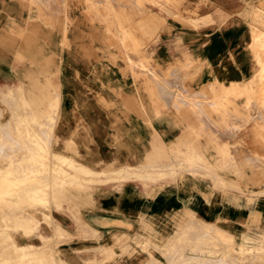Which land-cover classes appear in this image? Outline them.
I'll return each instance as SVG.
<instances>
[{
	"label": "crops",
	"instance_id": "obj_1",
	"mask_svg": "<svg viewBox=\"0 0 264 264\" xmlns=\"http://www.w3.org/2000/svg\"><path fill=\"white\" fill-rule=\"evenodd\" d=\"M113 1L0 0V161H34L15 131L44 128L36 115L53 111L50 153L75 161L65 178L76 182L62 175L59 208L38 231L35 207L4 211L0 241L15 248L4 257L44 239L51 264H264V181L245 172L243 151L225 154L228 116L243 113L259 67L264 0Z\"/></svg>",
	"mask_w": 264,
	"mask_h": 264
},
{
	"label": "rangeland",
	"instance_id": "obj_2",
	"mask_svg": "<svg viewBox=\"0 0 264 264\" xmlns=\"http://www.w3.org/2000/svg\"><path fill=\"white\" fill-rule=\"evenodd\" d=\"M57 8H58V5H57ZM51 22H52L51 24L52 30H54L56 28V25L58 26L59 18H54V19L52 18ZM257 34H260L259 36H261L264 33L256 32L254 36H256ZM261 40H263V43H264V37L263 39L261 38ZM260 47H262V44L260 45ZM149 72H151L152 74L151 69H149ZM263 76H260V78L259 76L258 77L256 76L257 79H255L256 77L254 78L251 77L244 84L243 86L244 89L242 88V93L240 92V96L242 95L241 96L242 102L238 101L239 105L242 104L243 113L238 115L234 111L233 114H229L228 116V119H227V122H229L228 132L230 133L229 135H231V138H233L232 140L233 142L231 145H229L228 150L227 152H225V154H226L227 160H230L232 159L233 155L237 153H241V151H243L244 153L243 165H244L245 172H248L250 176L258 177L260 180L264 181V81H263L264 77ZM251 80L252 81L254 80V82L252 83L254 84L256 82L257 83L255 85L251 84L250 82ZM257 84H259L260 86L257 87ZM255 88H257L258 90H255ZM225 93H226L225 100L227 102V105H230L231 104V97H230L231 92L229 90ZM212 99L213 98H211V100ZM188 100L189 102L192 101L189 104L194 105L195 100L193 99L192 100L188 99ZM236 100L237 99H235L233 102L235 107L237 105ZM24 105H26V103ZM55 115L56 114L53 111L49 113L46 117L42 114L36 115V117L40 118L38 120L40 122L38 123H41V126H44V122H45L46 126L44 128L36 129V130H29L28 128H26L20 131H17V130L15 131L17 133L16 136L19 137L20 140L22 138L25 139L27 144L29 142L30 136L33 135V133H36L37 131H39L42 134L39 137L45 140V144H48V150H47L46 157H48L50 162H54L53 161L54 158L52 156V153H50L48 142H50V140L55 137L54 135L55 131L52 128L55 123ZM25 118H26V121L28 120L33 121L35 117H32L29 119V116L26 115ZM9 133H10L9 137H12L13 132L9 131ZM3 147L7 148V145L4 144ZM29 153H30V150H28V152L26 151V155H29ZM9 156L5 157L7 158V161H4V160H2V162L0 161V179H1L0 185H3V188H0V191L3 192L4 194L3 196L0 195V218H5L3 217V214H4L3 208L4 210L12 208L11 212L15 213L14 219H16L15 217H17V215L22 216L21 211L23 208L35 207L36 216L34 218L33 217L30 218V221H32L33 223L35 222L34 224L35 229L38 231L43 228L41 225H39L40 223L41 224L42 223L51 224V221L54 218L52 209L59 208L61 181H59V183L54 188L45 187L44 192L40 193L41 199L37 201L36 199L28 196V193H27L29 185L31 184V181L28 180V182L25 183L28 170L29 168H31V166H34L35 161L26 159L25 161H21L19 164L18 163L15 164L14 162H12V159L9 158ZM26 158H28V156ZM9 166L11 168H9ZM66 167L68 169H73L74 168L73 162L71 161L68 162ZM6 169L9 171V173L4 172ZM3 174L5 176H3ZM21 177L23 178V180L19 181V178ZM45 178L49 179L48 176L44 177L43 179ZM7 179H10V180L7 181ZM63 180H64V185L66 184L70 185V184L76 183L74 180L70 178L67 181V179L64 177ZM32 182L33 184H35L34 179ZM9 185H10V189H9ZM12 188L16 189L15 192H6L8 189L11 190ZM23 191H25V195H23L24 193ZM18 210H20L19 213H17ZM27 218L28 216L26 215V219ZM8 221H10V219H8ZM9 228L13 229L12 226L11 227L9 226ZM2 232L3 231L0 228V238L2 237ZM26 233H28V231H26ZM44 241L45 240L43 239L40 243V246H37L34 249L19 248L20 256L16 260H14V262L11 263V262H8V260H6L7 258L4 256H7L6 253H10L13 249H15L13 248L14 245H12L13 243L11 244V242L9 241L1 240L0 241V253H1L0 254V264H51L52 262H54V257H50L52 254L51 251L53 249L49 241H45V242ZM56 244L58 245V243H55L54 247L57 246ZM45 252H47V255ZM1 257H4V258H1ZM3 259L5 261L4 263H2ZM185 261L188 262L190 260L185 259Z\"/></svg>",
	"mask_w": 264,
	"mask_h": 264
},
{
	"label": "bare ground",
	"instance_id": "obj_3",
	"mask_svg": "<svg viewBox=\"0 0 264 264\" xmlns=\"http://www.w3.org/2000/svg\"><path fill=\"white\" fill-rule=\"evenodd\" d=\"M36 1V0H35ZM93 1V0H92ZM113 1V0H112ZM119 1V0H118ZM250 1V0H249ZM19 2V1H18ZM85 2V1H84ZM91 2V1H90ZM114 2V1H113ZM112 2V3H113ZM116 2H117V0H116ZM20 3H21V0H20ZM19 3V4H20ZM88 3V2H87ZM115 3V2H114ZM118 3V2H117ZM124 2H122L121 4H123ZM247 3H248V1H247ZM22 4V3H21ZM29 4V3H28ZM120 4V5H121ZM95 5V4H94ZM118 5V4H117ZM127 5H128V3H127ZM21 6V5H20ZM114 6V5H113ZM248 5L246 4V7H247ZM40 7H42V6H40ZM46 7V6H45ZM98 7V6H97ZM25 8V7H24ZM48 7H46V8H44V9H42V10H44V12L45 11H47V10H50L51 11V9H50V7H49V9H47ZM115 8H116V6H115ZM120 9H121V7H119ZM84 9H86V8H84ZM242 9V8H241ZM62 10V9H61ZM83 10V9H82ZM103 10V9H102ZM116 10H118V9H116ZM55 11V10H54ZM59 12L60 11H58V14H59ZM100 12H101V10H100ZM26 13V12H25ZM45 13H50V12H45ZM53 13V12H52ZM81 13V12H80ZM20 14H21V12H20ZM37 14V13H36ZM55 14V13H54ZM53 14V15H54ZM57 14V13H56ZM62 14V13H61ZM97 14H98V12H97ZM156 14V13H155ZM46 15V14H45ZM50 15V14H49ZM94 15L96 16V14L94 13ZM117 15V14H116ZM237 15V14H236ZM239 15V14H238ZM25 16V15H24ZM47 16V15H46ZM55 16V15H54ZM53 16V17H54ZM60 16V15H59ZM58 16V17H59ZM98 16V15H97ZM118 16V15H117ZM10 17V16H9ZM21 17V16H20ZM27 17H28V15H27ZM45 17V16H44ZM49 17H51V16H49ZM101 17V16H100ZM55 18V17H54ZM53 18V19H54ZM57 18V17H56ZM98 18V17H97ZM102 18V17H101ZM22 19H23V17H22ZM74 19V18H73ZM85 19V18H84ZM94 19V18H93ZM96 19V18H95ZM110 19V18H109ZM140 19V18H139ZM38 20V19H37ZM59 20H61L62 21V18L61 19H59ZM66 20V19H65ZM97 20H99V19H97ZM42 21V20H41ZM45 21V20H44ZM54 21V20H53ZM96 21V20H95ZM116 21V20H115ZM114 21V22H115ZM55 22H56V20H55ZM109 22V21H108ZM59 23H60V21H59ZM85 23V22H84ZM89 23V22H88ZM97 23H98V21H97ZM133 22H131V24H132ZM26 24H27V22H26ZM31 24V23H30ZM34 24H37V23H34ZM41 24V23H40ZM39 24V25H40ZM107 24H109V23H107ZM106 24V25H107ZM85 25V24H84ZM98 25V24H97ZM24 26V25H23ZM43 26V25H42ZM89 26V25H88ZM92 26V25H91ZM91 26H89V28L91 27ZM133 26H135V25H133ZM30 27V26H29ZM52 27V26H51ZM57 27V26H56ZM61 27V26H60ZM68 27V26H67ZM111 27V26H110ZM128 27V26H127ZM41 28V27H40ZM44 28H48V27H44ZM39 29V28H38ZM93 29V28H92ZM116 29V28H115ZM132 29V28H131ZM130 29V30H131ZM23 30V29H22ZM257 30H258V28H257ZM256 30V31H257ZM42 31V30H41ZM50 31V30H49ZM67 31V30H66ZM66 31H65V33H66ZM127 31H128V29H127ZM255 31V30H254ZM44 32V31H43ZM47 32V31H46ZM59 32V31H58ZM115 32V31H114ZM8 33V32H7ZM107 33V32H106ZM10 34V33H9ZM37 34V33H36ZM109 34H110V31H109ZM129 34V33H128ZM260 34H257L255 37H254V39H253V47L256 49V51H255V61L259 64V67H257V71L254 73V75L252 76L253 78L254 77H258L259 76V78H260V76H263L264 75V43H263V40H261V38L263 39V37H264V34L263 35H261V36H259ZM23 36V35H22ZM62 36V35H61ZM138 36V35H137ZM253 36V35H252ZM7 37V36H6ZM5 37V38H6ZM89 37V36H88ZM108 37V36H107ZM124 37V36H123ZM22 39L24 38V37H21ZM137 38V37H136ZM6 39H8V37L6 38ZM11 39V38H10ZM47 39V38H46ZM126 38H124V40H125ZM21 40V39H20ZM90 40V39H89ZM110 40H111V37H110ZM23 41V40H22ZM59 41V40H58ZM123 41V40H122ZM121 41V42H122ZM179 41V40H178ZM11 42V41H10ZM9 42V43H10ZM27 42V41H26ZM38 42V41H37ZM36 42V43H37ZM40 42V41H39ZM64 42V41H63ZM104 42V41H103ZM113 42H115L114 41V39H113ZM126 42V41H125ZM262 42V43H261ZM47 43H48V40H47ZM46 43V44H47ZM68 43V42H67ZM135 43V42H134ZM162 43V42H161ZM6 44V43H5ZM115 44V43H114ZM124 44V43H123ZM126 44V43H125ZM262 44V47H260V45ZM127 45V44H126ZM168 45V44H167ZM13 46V45H12ZM47 46V45H46ZM61 46V45H60ZM114 46V45H113ZM112 46V47H113ZM24 47V46H23ZM43 47H44V45H43ZM59 47V46H58ZM105 47V46H104ZM27 48V47H26ZM25 48V49H26ZM48 48V47H47ZM124 48H126V47H124ZM19 49V48H18ZM31 49V48H30ZM107 49V48H106ZM14 50V49H13ZM16 50H17V48H16ZM22 49H20V51H21ZM43 50V49H42ZM48 50V49H47ZM60 50V49H59ZM37 51V50H36ZM49 51V50H48ZM52 51V50H51ZM118 51V50H117ZM118 52H122V49H121V51H118ZM127 52V51H126ZM42 52H40V54H41ZM114 53V52H113ZM119 53V54H120ZM143 53V52H142ZM176 53V52H175ZM32 54V53H31ZM39 54V53H38ZM108 54V53H107ZM109 54H110V52H109ZM128 54V53H127ZM180 54V53H179ZM93 55V54H92ZM124 55V54H123ZM129 55V54H128ZM145 55V54H144ZM177 55V54H176ZM19 56V55H18ZM23 56V55H22ZM26 56V55H25ZM51 56V55H50ZM110 57H111V55H109ZM115 56H116V54H115ZM35 57V56H34ZM44 57V56H43ZM129 57H130V59H131V55H129ZM182 57V56H181ZM27 58V57H26ZM113 58V57H112ZM30 59H31V57H30ZM120 59H122V58H120ZM39 60V59H38ZM41 60H43V59H41ZM190 60V59H189ZM37 61V60H36ZM32 62V61H31ZM38 62V61H37ZM205 63V62H204ZM31 64V63H30ZM43 64H45V63H43ZM48 64V63H47ZM36 65H38V64H36ZM40 65V64H39ZM124 65V64H123ZM185 65V64H184ZM186 66V65H185ZM39 67V66H38ZM127 67V66H126ZM132 67V66H131ZM134 67V66H133ZM177 68V67H176ZM57 69V68H56ZM132 69V68H131ZM174 69V67L172 68V70ZM178 69H179V66H178ZM54 70V69H53ZM142 70V69H141ZM164 70V69H163ZM175 70H177V69H175ZM44 71H46V70H44ZM130 71V70H129ZM146 71V70H145ZM180 72L182 71H185L183 68H182V70H179ZM132 72V71H131ZM147 72V71H146ZM153 72V71H152ZM179 72V73H180ZM40 73V72H39ZM42 73H44L43 72V70H42ZM122 73V72H121ZM149 73V72H148ZM151 73V72H150ZM189 73V75H191L192 73L191 72H188ZM191 73V74H190ZM133 74H134V72H133ZM181 74V76H185V74H187V72H185L183 75H182V73H180ZM48 75V74H47ZM122 76V75H121ZM153 76V75H152ZM174 76V75H173ZM180 76V77H181ZM187 76V75H186ZM170 77H171V75H170ZM180 77H179V79H180ZM257 77L255 78V79H257ZM264 77V76H263ZM48 78V77H47ZM49 78H51V77H49ZM192 78V77H191ZM199 78V77H198ZM201 78V77H200ZM156 79V78H155ZM159 79V78H158ZM132 80V79H131ZM169 80V79H168ZM171 80V79H170ZM170 80L168 81V82H170ZM259 80V79H258ZM159 81V80H158ZM191 81V80H190ZM263 81H264V79H263ZM151 82V81H150ZM175 82H177V80H175L174 81V83ZM187 82V81H186ZM214 82V81H213ZM251 82V84H254V83H252V82H254V80L252 81H250ZM139 83V82H138ZM173 83V84H174ZM179 83V82H178ZM181 83V82H180ZM257 83V82H256ZM255 83V84H256ZM40 84H42V83H40ZM132 84V83H131ZM150 84V83H149ZM176 84V83H175ZM189 84V83H188ZM210 84V83H209ZM254 84V85H255ZM32 85H33V83H32ZM160 85V84H159ZM36 86H38V85H36ZM178 86V85H177ZM230 86V85H229ZM250 86V85H249ZM258 86H260L259 84H257V87ZM135 87V86H134ZM138 87V86H137ZM162 87V86H161ZM164 87V86H163ZM162 87V88H163ZM185 87V86H184ZM216 87H217V85H216ZM208 88H209V86H208ZM232 88V87H231ZM250 88H252V87H250ZM157 89V88H156ZM155 89V90H156ZM178 89V88H177ZM213 89V88H212ZM219 89V88H218ZM244 89V88H243ZM254 89V88H253ZM130 90V89H129ZM137 90V89H136ZM142 90V89H141ZM158 90V89H157ZM161 90H163V89H161ZM169 90V89H168ZM167 90V91H168ZM173 90H174V88H173ZM184 90H185V88H184ZM206 90V89H205ZM247 90V89H246ZM245 90V91H246ZM250 90H252V89H250ZM255 90H258L257 88H255ZM152 91H154V90H152ZM165 91V90H164ZM164 91H158V92H164ZM241 91V90H240ZM131 92V91H130ZM188 92H189V90H188ZM190 92H192V91H190ZM255 92V91H254ZM126 93V92H125ZM179 93H181V92H179ZM194 93V92H193ZM197 93H198V91H197ZM201 93V92H200ZM242 93V92H241ZM174 94H178V93H174ZM190 94H192V93H190ZM212 94H213V92H212ZM212 94L210 95V96H207V97H211L212 96ZM126 95V94H125ZM130 95V94H129ZM156 95V94H155ZM169 95V94H168ZM181 95V94H180ZM193 95V94H192ZM198 95V94H197ZM134 96V95H133ZM163 96V95H162ZM175 96V95H174ZM173 96V97H174ZM182 96H184V95H182ZM201 96V95H200ZM205 96H206V94H205ZM218 96V95H217ZM13 97H14V94H13ZM52 97V96H51ZM169 97V96H168ZM198 97V96H197ZM248 97V96H247ZM251 97V96H250ZM249 97V98H250ZM50 98V97H49ZM155 98H157V97H155ZM163 98V97H162ZM172 98V97H171ZM187 98V97H186ZM185 98V99H186ZM191 98H193V97H190V100H192ZM199 98V97H198ZM198 98L196 99V100H198ZM212 98V97H211ZM216 98V97H215ZM51 99V98H50ZM135 99V98H134ZM139 99V98H138ZM158 99V98H157ZM181 99V101H182V98H180ZM195 99V98H194ZM200 100H201V98H199ZM214 99V98H213ZM218 99V98H217ZM46 100V99H45ZM168 100V99H167ZM195 100V101H196ZM199 100V101H200ZM211 100V99H210ZM248 100V99H247ZM57 101V100H56ZM161 101V100H160ZM186 101H189V100H186ZM199 101H197L195 104L198 106V102ZM151 102H152V100H151ZM182 102H184V101H182ZM192 102V101H191ZM191 102H188V103H191ZM199 103H201V102H199ZM220 103H221V101H220ZM151 104V103H150ZM167 104V103H166ZM219 104V103H218ZM218 104H216V105H218ZM185 105V104H184ZM183 105V107H181L182 109L185 107ZM190 105V107L192 108L193 106L191 105V104H189ZM189 105L187 106V107H189ZM202 105V104H201ZM206 104H204V106H205ZM214 106V105H213ZM223 106V105H222ZM221 106V107H222ZM159 107V106H158ZM173 107V106H172ZM186 107V108H187ZM207 107V106H206ZM255 107V106H254ZM25 108V107H24ZM27 108V107H26ZM211 108V107H210ZM22 109H23V107H22ZM189 110H190V108H188ZM214 109V108H213ZM222 109V108H221ZM220 109V110H221ZM156 110V108L154 109V111ZM176 110V109H175ZM201 110V109H200ZM204 110V109H203ZM208 110H209V108H208ZM218 110V109H217ZM248 110V109H247ZM191 111V110H190ZM197 111V110H196ZM211 111V110H210ZM144 112V111H143ZM160 112V111H159ZM199 112V111H198ZM176 113V112H175ZM178 113V112H177ZM201 113H202V111H201ZM192 114V112L190 113V115ZM204 113H202L201 115H203ZM155 115V114H154ZM198 115V114H197ZM208 115V114H207ZM205 116L206 115H204V119H205ZM231 116V115H230ZM146 117V116H145ZM193 117V116H192ZM196 117V116H195ZM194 117V118H195ZM200 118V117H199ZM201 119V118H200ZM204 119H201V120H203V122L205 123V121H206V119L204 120ZM234 119H236V118H234ZM238 119V118H237ZM39 119H35V124H36V126L37 127H40L41 126V123H38L39 121H38ZM195 120V119H194ZM208 120V119H207ZM6 122V121H5ZM237 122V121H236ZM14 123V122H13ZM17 126H18V124H16ZM15 125V126H16ZM190 125V124H189ZM2 126V125H1ZM191 126V125H190ZM3 127H4V125H3ZM2 127V128H3ZM6 128H7V126H5ZM5 127H4V129H5ZM14 127V126H13ZM1 128V127H0ZM184 128H185V126H184ZM214 128V127H213ZM216 128V127H215ZM187 129V128H186ZM211 129V128H210ZM217 129V128H216ZM234 130V129H233ZM1 131V130H0ZM236 131V130H235ZM30 133V132H29ZM226 133H227V135H228V132H225V136H226ZM230 134V133H229ZM15 135V134H14ZM40 135H42L39 131H37L36 133H33V135H31L30 136V139H29V142L31 143V144H34L35 146H34V148H35V151L33 152L32 150L33 149H30V153H29V155L31 156L30 158H33L34 159V166H31V168H29V170H28V173H27V175H26V180H25V183H27L28 182V180H30L31 181V184L29 185V188H28V196H30V197H32V198H34V199H36L37 201L38 200H40L41 199V197H40V193H42V192H44V188L45 187H52V188H54L58 183H59V181H61V177H62V175L65 177V174H66V169H67V164H68V162H70L71 160H70V158H61L58 154H55V153H52V156H53V158H54V162H50V160L48 159V157H46V155H47V150H48V144H45V140H43L41 137H39ZM45 135V134H44ZM177 137V136H176ZM23 139V138H22ZM42 139V140H41ZM13 143V142H12ZM49 143V142H48ZM26 149V148H25ZM148 151V150H147ZM9 152V151H8ZM27 152H28V150H27ZM1 154V153H0ZM4 154V153H3ZM6 154V153H5ZM21 156V155H20ZM24 156V155H23ZM4 158V157H3ZM21 160V159H20ZM23 160H24V158H23ZM63 161L62 163L64 164V169H63V171H61V167H60V162L61 161ZM73 162H75V161H73ZM51 167V168H50ZM161 167V166H160ZM9 168H11L10 166H9ZM68 170V169H67ZM71 170H73V169H71ZM69 171V170H68ZM4 172H7V173H9V171L6 169ZM78 172V171H77ZM86 174L88 173L86 170L84 171ZM24 173V172H23ZM25 174V173H24ZM113 175V174H112ZM111 175V176H112ZM3 176H5L4 174H3ZM46 176H48L49 177V179L48 178H45V179H43L44 177H46ZM68 176V175H67ZM66 176V177H67ZM25 177V176H24ZM30 177V178H29ZM72 177V176H71ZM29 178V179H28ZM33 179L35 180V184H33ZM63 179V178H62ZM10 179H7V181H9ZM22 181L23 180V178L21 177V178H19V181ZM47 180V181H46ZM0 181H1V179H0ZM26 185V184H25ZM6 187H8V186H6ZM9 189H10V185H9ZM8 189V190H9ZM13 189V188H12ZM61 191V190H60ZM0 195L1 196H3L4 194H3V192H1L0 191ZM20 197V196H19ZM18 197V198H19ZM21 198V197H20ZM23 198V197H22ZM20 200V199H19ZM16 204V203H15ZM16 206V205H15ZM3 211H5L4 210V208H3ZM7 211V210H6ZM18 211H20V210H18ZM10 213V212H9ZM20 216V215H19ZM250 216V215H249ZM249 218V217H248ZM20 219V218H19ZM28 219V218H27ZM22 221V220H21ZM17 222V221H16ZM17 225V224H16ZM10 226V225H9ZM7 228H8V226H7ZM15 228V227H14ZM13 228V229H14ZM5 240V239H4ZM45 242V241H44ZM7 244V243H6ZM44 244V243H43ZM7 246V245H6ZM44 246V245H43ZM6 248V247H5ZM21 249H25V248H31V249H34L35 248V246L33 245V244H28V245H23V246H21L20 247ZM24 253V252H23ZM1 254V253H0ZM185 254V253H184ZM13 255V254H12ZM187 256V255H186ZM2 258V257H1ZM192 258V257H191ZM185 259H189L190 260V258H185ZM4 260V259H3ZM9 262V261H8ZM7 262V263H8ZM170 262V261H169ZM62 264V263H61Z\"/></svg>",
	"mask_w": 264,
	"mask_h": 264
}]
</instances>
